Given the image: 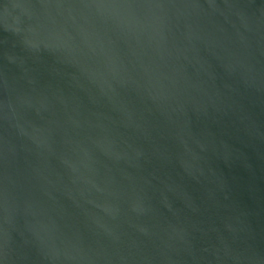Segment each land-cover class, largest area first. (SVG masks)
Masks as SVG:
<instances>
[{"label": "water", "instance_id": "water-1", "mask_svg": "<svg viewBox=\"0 0 264 264\" xmlns=\"http://www.w3.org/2000/svg\"><path fill=\"white\" fill-rule=\"evenodd\" d=\"M0 264H264V0H0Z\"/></svg>", "mask_w": 264, "mask_h": 264}]
</instances>
